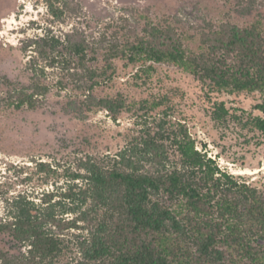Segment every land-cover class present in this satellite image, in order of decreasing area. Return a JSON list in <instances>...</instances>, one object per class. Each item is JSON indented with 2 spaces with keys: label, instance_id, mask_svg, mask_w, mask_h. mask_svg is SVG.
Listing matches in <instances>:
<instances>
[{
  "label": "trees",
  "instance_id": "1",
  "mask_svg": "<svg viewBox=\"0 0 264 264\" xmlns=\"http://www.w3.org/2000/svg\"><path fill=\"white\" fill-rule=\"evenodd\" d=\"M44 1L56 21L78 10ZM254 2L237 0L220 20L196 29L144 16L110 38L73 27L20 43L25 62L3 69V112L51 106L81 122L105 112L114 122L129 117L133 126L117 133L115 152L105 146L108 153L78 158L65 187L4 200L2 264H68L61 261L71 253L72 232L83 234L74 264H264V178L239 180L197 148L186 124L187 94L158 66L199 84L214 124L232 125L246 143L263 146L264 27ZM232 14L252 20L240 23ZM222 94L251 96L256 114L232 112L216 99ZM28 143L51 146L55 155L71 147ZM36 167L46 177L54 172L50 163Z\"/></svg>",
  "mask_w": 264,
  "mask_h": 264
},
{
  "label": "rangeland",
  "instance_id": "2",
  "mask_svg": "<svg viewBox=\"0 0 264 264\" xmlns=\"http://www.w3.org/2000/svg\"><path fill=\"white\" fill-rule=\"evenodd\" d=\"M53 1L59 8L63 7L64 2L70 7L78 6L77 13L73 14L67 9L62 21H56L49 14L44 0H0V218H4L6 214L4 200L17 194L33 198L55 186L65 187L70 182L69 175L76 170L78 158H83L85 153L93 156L108 153L105 146H110V153L115 152L121 146L117 133H123L133 126L129 117H121L114 122L105 112L81 122L63 116L51 106H47L44 113L16 115L3 112L7 90L3 77L4 65L11 60H17L20 64L25 62L26 58L19 50L23 40L41 35L43 30H51L60 36L73 27L82 29L89 38H97L101 34L109 37L114 29H133L138 26L136 21L144 16L153 19L168 17L179 26L196 29L204 20H220L237 0ZM254 1V8L261 14L264 27V0ZM232 15L240 23L252 20ZM158 66L187 94L188 106L184 109L188 117L186 124L197 148L214 159L224 172L239 180L250 183L264 178V145L258 147L253 142L246 143L238 129L232 125L214 124L202 109L204 98L199 84L192 78L177 73L173 66ZM10 81L15 86L18 85L17 81ZM216 99L224 102L227 108L238 115L256 114L252 110L254 101L251 96L222 94ZM30 139L44 140L52 146L67 143L71 147L55 155L51 146L47 147L43 143L31 146L28 143ZM76 147L85 149L81 153L72 154ZM92 148L95 150L91 151ZM38 162L50 163L54 172L46 177V173L38 172ZM77 235L83 234H67L73 244L70 246L71 253L61 263L74 264L76 260H80L76 246ZM5 244V240L0 237V249L5 248Z\"/></svg>",
  "mask_w": 264,
  "mask_h": 264
}]
</instances>
